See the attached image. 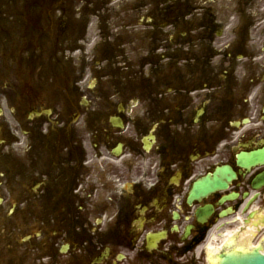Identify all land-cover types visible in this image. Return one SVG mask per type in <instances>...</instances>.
<instances>
[{
    "label": "flooded vegetation",
    "instance_id": "obj_1",
    "mask_svg": "<svg viewBox=\"0 0 264 264\" xmlns=\"http://www.w3.org/2000/svg\"><path fill=\"white\" fill-rule=\"evenodd\" d=\"M255 1L225 10L237 35L225 38V74H143L142 86H118V74H85L61 48L67 71L50 94L40 95L54 73H22L21 132L34 130L14 141L15 205L30 207L29 230L0 232V264H206L211 234L244 239L252 222L261 238L264 0ZM70 2L17 0L20 50L55 21L66 28ZM22 60L32 68L39 56ZM207 176L214 188L190 198Z\"/></svg>",
    "mask_w": 264,
    "mask_h": 264
},
{
    "label": "rangeland",
    "instance_id": "obj_2",
    "mask_svg": "<svg viewBox=\"0 0 264 264\" xmlns=\"http://www.w3.org/2000/svg\"><path fill=\"white\" fill-rule=\"evenodd\" d=\"M229 1L113 0L108 4L103 1L100 5L92 0H71L69 5L72 15L67 16L66 28H60V24L55 21L43 37L30 40L39 61L35 67L27 68L22 56L32 50H20L26 40L15 35V29L19 28H16L17 22L11 17L14 11L13 0H0V107L3 109L0 115V140L5 141L0 143V196L8 198V201L0 203V232L22 233L29 230L30 207L12 205L17 195L13 173L17 149L13 140L17 139L16 135L21 134L18 125H23L19 123L15 109L17 87L25 79L22 73L30 70L34 73L46 70L54 73L49 74L43 84L47 89L42 88L40 95L46 92L50 94L53 87L60 86L62 74L67 71L66 63L55 56L56 50L61 48L59 56L71 55L76 64L86 67L85 74H91L89 71H94V62L89 64L86 56L93 58L96 53L101 56L99 46L110 44L104 38L111 30L112 38L116 32L122 42L117 46L111 42L113 47H106L109 51L107 60L101 66L105 70L102 74H118L113 85L142 86L143 74H225V38L237 37L236 30L225 29L223 23L225 10L229 14L234 11L227 10V6L234 4ZM255 3L260 2L256 0ZM260 6L262 7L261 4ZM99 7V12L93 15L88 14L91 10L81 12V8ZM146 12L152 20L144 26L139 24L144 23L141 19L138 21L139 25L130 27L128 33L119 32L118 27L114 26L120 23L117 22L119 17L127 18L124 22L137 23L136 18ZM53 13L56 17L60 15L56 9ZM229 22L232 25L238 23L236 17ZM9 26L14 29H9ZM205 33L213 40L209 41ZM160 39L164 41L160 43ZM70 48L75 50L67 51ZM124 74H135L131 77L133 81L120 78ZM19 102L26 103L23 99ZM29 130L34 129L29 126ZM12 236L13 233L9 238Z\"/></svg>",
    "mask_w": 264,
    "mask_h": 264
},
{
    "label": "water",
    "instance_id": "obj_3",
    "mask_svg": "<svg viewBox=\"0 0 264 264\" xmlns=\"http://www.w3.org/2000/svg\"><path fill=\"white\" fill-rule=\"evenodd\" d=\"M208 185V183L195 184L194 190L191 193L193 194L195 191H207L209 189ZM249 225L252 226V222ZM258 229L253 226V228H248L246 233L253 235ZM217 249L218 247L210 250V253ZM261 250H263L262 244L249 248L243 245H233L232 242H226L217 253L208 256V261L209 264H264V253Z\"/></svg>",
    "mask_w": 264,
    "mask_h": 264
}]
</instances>
